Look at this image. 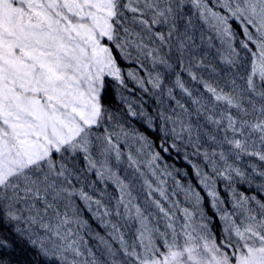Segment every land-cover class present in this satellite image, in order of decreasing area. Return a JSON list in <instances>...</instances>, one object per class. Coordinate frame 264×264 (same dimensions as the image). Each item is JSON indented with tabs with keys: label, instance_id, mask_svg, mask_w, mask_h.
Here are the masks:
<instances>
[{
	"label": "snow or ice",
	"instance_id": "6c2138e0",
	"mask_svg": "<svg viewBox=\"0 0 264 264\" xmlns=\"http://www.w3.org/2000/svg\"><path fill=\"white\" fill-rule=\"evenodd\" d=\"M0 264H264V0H0Z\"/></svg>",
	"mask_w": 264,
	"mask_h": 264
},
{
	"label": "trees",
	"instance_id": "16d2710c",
	"mask_svg": "<svg viewBox=\"0 0 264 264\" xmlns=\"http://www.w3.org/2000/svg\"><path fill=\"white\" fill-rule=\"evenodd\" d=\"M153 136H155V134H153ZM159 143H160V142L157 141L156 144H155V148H156L157 151H161V150H160V147H159ZM169 143H170V141H169ZM170 151H171V150H170ZM161 155L165 157V160H166L169 164H173V163H174L175 166H176L177 168H180L181 170H183L184 168H186V165L184 164L183 160H182V159H178V158L176 157L175 153H173L172 156L169 157L167 154H165V153H163V152L161 151ZM193 182H194V180H193Z\"/></svg>",
	"mask_w": 264,
	"mask_h": 264
}]
</instances>
